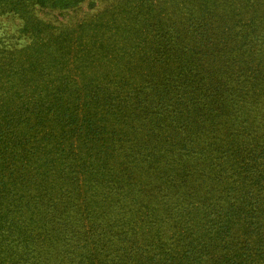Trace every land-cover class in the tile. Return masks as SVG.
Returning a JSON list of instances; mask_svg holds the SVG:
<instances>
[{"label":"rangeland","instance_id":"1","mask_svg":"<svg viewBox=\"0 0 264 264\" xmlns=\"http://www.w3.org/2000/svg\"><path fill=\"white\" fill-rule=\"evenodd\" d=\"M198 3L81 0L66 9L36 7L25 17L0 14V105L18 108L27 102L32 125L39 115L52 120V114L45 109L38 112L35 106L56 100L66 79L71 87L75 84L73 88L88 92L85 102L101 131L94 135L99 145L93 140L89 153L96 162L94 168H79L67 183L36 177L39 183L26 185L34 205L24 210L22 219L28 221V232L36 235L39 264H88L90 258L104 264L111 259L110 253L119 251V231L140 241L148 232L174 252L183 244L179 229L190 225L188 219L198 214L196 201L213 187V173L223 176L221 164L235 170L222 153L211 151L214 146L209 143L226 137L230 142L264 139V30L244 29L225 46L206 47L201 44L205 39L202 22L197 20L202 11ZM181 42L196 48L194 57L207 68L215 71L228 63L236 72L229 71L227 77L222 74L225 70H216V90L203 93L199 77L180 63L192 50H182ZM233 46L237 48L232 50ZM166 71L176 72L174 87L167 89ZM186 74L188 86L175 85ZM249 74L253 86L241 82ZM220 80L223 85L217 86ZM238 81L248 89H243L249 93L246 103L238 100L241 97L234 99L233 105L241 107L236 118L227 115L236 112L229 99L227 113L222 115L214 104L224 90L232 94L230 98L236 97ZM156 93L169 94L172 103L191 98L202 110L215 111L208 113V121L200 128L190 124L184 130L179 120L156 113ZM179 96L183 98L177 101ZM111 97L116 100L110 101ZM189 105L185 114L193 116L195 106ZM243 109L247 121L242 118ZM216 113L218 119L213 118ZM17 120L11 119L15 130L31 127ZM41 127L30 132L36 140L48 136ZM194 129L197 134L189 131ZM173 132L181 137L171 141L168 135ZM100 160L108 163L107 169L98 166ZM224 177L231 178L230 172ZM22 188L19 182L16 189ZM64 190L70 195H61ZM53 203L57 205L51 207ZM196 220L192 217L190 223Z\"/></svg>","mask_w":264,"mask_h":264},{"label":"trees","instance_id":"2","mask_svg":"<svg viewBox=\"0 0 264 264\" xmlns=\"http://www.w3.org/2000/svg\"><path fill=\"white\" fill-rule=\"evenodd\" d=\"M80 1L0 0V14L14 13L25 17L30 16L36 7L66 9ZM198 4L202 11L197 20L202 22L205 39L201 44L206 47L217 48V44L221 47L225 46L233 35L244 29H249L250 32L264 30V0H251L248 4H245L244 0H222V2L199 0ZM249 26H252V29L248 28ZM180 44L183 45L182 50L192 47L186 43ZM235 48L237 46H233L232 50ZM190 51L187 50L185 55L188 59L180 63L199 77L197 80L201 84L203 93L210 94V91L216 90L213 86L216 70L219 72L225 70L222 74L227 77L230 75L229 71L232 74L236 72L228 63L220 64V69L216 68L215 71L209 69L207 64H201L200 60L194 57L196 48L192 47ZM166 74L168 80L164 87L167 89L175 82L173 77L176 76V72L166 71ZM188 79L190 78L187 74L180 75L181 81L175 85L188 86ZM252 79L249 74L247 79L243 78L241 82L251 83L253 86ZM62 83L64 88L58 89L59 95H55L56 100L53 102L43 100V104L46 105L35 106L38 112L45 109L52 114L54 116L52 120L47 121L39 115L37 122L32 125L27 118L32 110L27 102L21 103L18 108L0 105V264H39L41 261L34 245L36 235L28 232V221L22 219L24 210L27 212V209H31L34 205L26 185L39 183L36 177L43 180L53 178L56 184H61L75 176L79 168L95 167L96 162L90 160L89 153L94 146L93 140L99 145L94 135L100 134L101 131L95 124V116L93 117L87 108L85 98L88 92L83 93L78 88H73L75 84L71 87L66 79ZM220 85H223V80H220L217 86ZM244 88L248 90L238 81L234 98H230L233 97L232 94L224 90L223 94L226 96L221 95V100L214 104L215 108L222 115L226 114L228 107L226 104L231 99L230 107L233 106L236 112H229L227 115L238 118L241 107H235L233 102L234 99L241 97L238 100L243 104L246 103L245 98L249 93L243 92ZM155 95L157 96L156 113H167L172 120H179L180 128L184 130H187L190 124L200 128L208 121V113L215 111L202 110L197 102L190 101L191 98L172 103L169 94V97L167 94ZM93 98L103 100L97 98V95ZM182 98L179 96L176 100ZM114 100L116 99L110 98V101ZM189 103L195 106L192 108L193 116L185 114V109L191 108ZM118 104L120 105V102ZM245 115L246 110L243 109L242 118L247 121ZM14 118L18 119L19 124H30L31 127L25 130L20 126L18 131L15 130L11 121ZM213 118L218 119L219 114L216 113ZM185 120L187 123L184 122ZM40 125L48 136L36 140L30 132ZM235 125H231V130ZM180 128L176 127L175 130ZM189 131L191 134H197L198 129ZM173 133L175 134L168 135L171 141L181 137L177 132ZM191 145L202 146L197 143ZM209 146H214L212 152L222 153L235 170L233 172L227 170L221 164L223 176L213 173L211 178L213 187L207 189L205 194L202 193L196 201L198 206L195 209L198 214L188 219L187 223L190 225L178 231L177 235L180 236L183 244L171 252L164 241L155 236L149 237L151 234L148 232H145L148 237L140 241L134 236H128L125 231H119L117 239L122 242L118 246L119 251L110 253L111 259L104 264H264V139H252L250 142L241 139L230 142L227 137L222 140L217 138L216 141L209 143ZM99 165L103 169L108 168L105 160H100ZM213 165L212 163V167ZM227 172H230L231 178L224 177ZM19 182L24 188L17 190ZM217 189L220 191L219 195L216 194ZM64 192L61 195H70L67 190ZM26 195L30 197L27 201L24 200ZM56 205L53 203L51 207ZM149 210L152 212V208L149 207ZM189 211L191 210L188 209L187 212ZM192 217L198 218L194 225L190 223ZM87 262L98 264L91 258Z\"/></svg>","mask_w":264,"mask_h":264}]
</instances>
